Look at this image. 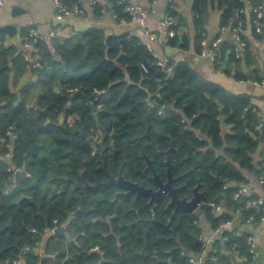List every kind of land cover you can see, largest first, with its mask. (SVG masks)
<instances>
[{
  "label": "trees",
  "instance_id": "1",
  "mask_svg": "<svg viewBox=\"0 0 264 264\" xmlns=\"http://www.w3.org/2000/svg\"><path fill=\"white\" fill-rule=\"evenodd\" d=\"M108 1L117 18H128L124 2ZM216 1L221 9L220 26L231 27L245 3ZM61 2L71 7L80 0ZM101 3L94 4L95 10ZM209 3L210 0H194V12L201 18ZM166 10L174 15L172 8ZM7 34H14V28H0V38ZM26 35L27 30L22 36ZM202 36L201 32L196 34L197 51ZM241 38L246 41L247 57L248 42L245 36ZM188 42L184 32L169 39V43L184 49ZM35 44L40 50V66L31 70L33 78L27 77L19 86L29 62L20 54L13 57L14 46L0 45V264H20V258L25 264H38L39 243L47 229L59 225L80 206H104L96 197L66 196L64 186L81 179L79 160L70 151L72 134L75 149L84 159V177L89 183L103 179V154L106 161L108 156H115L117 166L122 164L130 178L148 184L142 172L130 173L144 168L142 149L160 170L165 167L161 154L172 144L170 161L174 174L187 171L185 179L190 184L199 178L207 188L200 211L210 228L236 220L224 231L225 238L211 244L205 264H234L233 257L223 254L226 251L238 253L242 264H248L252 258L247 243L249 233L239 232L238 227L250 215L259 221L262 214L255 207H246L247 197L232 196L239 185L250 183L246 172L256 177L264 172V153L259 160L254 159L261 146V116L249 98L229 92L193 71L184 61L167 62L171 67L168 71L157 64V58L138 37H129L125 32L105 35L101 28L92 27L57 37L51 45L42 40ZM227 46L230 45L221 43L223 50ZM225 55L236 60L233 53ZM142 63L147 66L146 72ZM236 78L247 76L238 74ZM34 99L40 108L48 106L46 114L28 108ZM23 167L26 174L14 181L15 170ZM92 190L104 192L101 185ZM213 200L224 207L219 214L208 205ZM141 203H145L144 199L133 203V220L152 215L151 211L138 208ZM158 204L164 207L163 202ZM237 209L241 216L234 219ZM74 216L77 220L79 212ZM160 216L156 212L157 219L171 217L172 230L157 227L153 221L147 224L144 240L131 235L130 244L103 237L89 245V239L83 242V238H78L77 248H84L81 255L57 257L52 264H114L117 248L124 252L123 264H142L139 249H143L149 263L188 264L189 256L203 248L199 240L203 230L200 217L183 210ZM98 224L97 230L104 231ZM98 243L104 254L87 255V250ZM60 248L64 249L62 242ZM45 250L47 254L51 252L48 242ZM48 261L49 257L44 264Z\"/></svg>",
  "mask_w": 264,
  "mask_h": 264
},
{
  "label": "crops",
  "instance_id": "2",
  "mask_svg": "<svg viewBox=\"0 0 264 264\" xmlns=\"http://www.w3.org/2000/svg\"><path fill=\"white\" fill-rule=\"evenodd\" d=\"M0 9V28L12 27L14 34L4 35L0 38V45L14 46L13 57H23L26 49L23 46V32L27 28L35 29L42 35L53 32L54 36L45 43L51 45L55 38H63L92 27L101 28L105 35L127 33L129 37L136 36L145 46L148 40L144 30L134 23L122 24L114 17V9L108 0H102L100 8L95 10V6L88 0H80L82 12L73 14L65 19L54 18V0H3ZM134 1L139 6L148 11V30L156 34L157 38L152 42L154 54L157 60L161 61H184L193 71L213 81L229 92L237 93L249 98L250 102L258 109V114L264 117V85H255L252 80H264V21L260 32L253 31V15L248 11L237 12L236 18H241L243 23L244 36L250 50V54L230 60L225 57L217 64L210 56L201 54V46L204 41H211L220 34V14L221 9L216 0H210L202 16L194 12V0H128ZM264 4V0H256ZM125 4V3H124ZM170 7L174 10V15L178 20L179 28L188 37V47L181 48L178 44H172L164 40V32L159 27L163 19L164 12ZM200 19V20H199ZM199 21V22H198ZM202 33L198 44L200 50L196 48V34ZM236 36L230 28L223 31L224 45L231 47L235 44ZM221 42V43H222ZM146 48V47H145ZM147 49V48H146ZM158 64V63H157ZM26 73L19 81L21 85L27 77L33 78L31 73L36 66L29 63ZM245 75L247 79H237L236 75ZM18 86L16 88H18ZM264 153V141L261 142L254 153L257 161ZM250 177L247 184L254 192L263 194L264 186L260 183L259 176L250 172L245 173ZM242 185V184H241ZM226 187V186H225ZM200 225L202 229L209 231L210 223L201 214ZM236 220L227 228L235 225ZM238 231H246L251 234L256 241L258 264H264V220L244 222L238 227ZM39 251V248H38ZM233 257L234 264H242L243 259L238 253H229ZM233 264V263H232Z\"/></svg>",
  "mask_w": 264,
  "mask_h": 264
},
{
  "label": "flooded vegetation",
  "instance_id": "3",
  "mask_svg": "<svg viewBox=\"0 0 264 264\" xmlns=\"http://www.w3.org/2000/svg\"><path fill=\"white\" fill-rule=\"evenodd\" d=\"M161 157H163L162 163L165 165V167L160 170H157L155 168V170L161 182L165 183L168 178V169L165 163L166 155L162 152ZM143 159L146 166L145 158L143 157ZM101 160L103 162V179L101 181L96 178L94 183H89L87 179H85L84 173L83 176L80 175V171V182H78L77 180H73V185H67L64 186V188L67 189L66 196L78 198L83 197L84 199L88 197H96V201H103L104 206H101L100 208H97V205L96 208H85L80 206L78 210L71 211L63 222L52 228V234L47 241L49 250L51 251L49 252V264H52V262H54L57 257L64 256V258L67 259L71 255H81L84 248H77L79 246L78 238H83V242L85 239H89V245L96 239L102 240L103 237H105L104 239L108 241L124 240L128 244H130L133 240L131 239V235H133L136 240L143 241V233L145 234V232L147 231L148 223H152L153 221L157 222V227L161 226L162 228L167 230H172V228L174 227L171 217H167L165 220L157 219L155 217L156 212L157 216L161 217V214L165 215L168 212L173 215V213L177 210L186 211L182 207H176V204H169V201L171 200L169 190H164L161 196H159V198L157 200H154L152 203L149 202L151 198L150 195H137L136 192H129L128 194H126L127 190L119 183L121 182V180L119 181L120 176H122L125 180L137 182L145 188L157 190L159 188V183L154 178V173L151 169L142 168L136 171L132 170L130 172L132 174H139L140 172H142L145 175L144 177H146V180L150 182L148 184H145L140 183L133 178H130L128 171L122 168V164L117 166V160L115 156H108V161H106L105 156L101 154ZM153 162L154 161L152 159V163ZM171 175L173 178L179 176L178 180L172 179L171 182L173 188H177L175 189V192L178 195L179 199L186 198V200H190L194 196L197 197L198 201L196 209L193 212H186L195 213L196 210H201V206H199L198 203L205 198L207 188L204 187V184L200 182L199 178H196L194 182L190 184V180L185 179V177H187V171H182L178 174H174L172 167ZM109 180L111 183H107ZM85 182L87 184H85ZM95 183H97V185H95ZM99 185L102 186V191L104 192L100 193L92 190V188H95ZM87 190H89L90 192L88 191V193ZM141 199H144L145 203H141L142 206L140 205L138 206V208H141V210L144 209L147 211H151L152 215L151 217L138 216L135 218V220H133V218L130 217L133 212H136V209L133 211V203H138ZM159 202H163L164 207H160L158 204ZM147 205H149L150 207L148 209L144 208L147 207ZM168 208L171 209L168 210ZM77 212H79V218L77 217L78 219L76 220L74 215L77 214ZM123 214H126V216L122 217L121 215ZM201 214L202 213H200L198 216H200ZM54 221L56 220L54 219ZM98 223L103 226L104 231L97 230L99 226ZM76 224L77 226H75ZM56 228H62V230L53 232ZM118 231L124 233L118 234ZM139 235L141 236L139 237ZM61 242L64 246L63 250H61L60 248ZM70 247L73 248L72 251L70 250ZM86 253L87 255L94 256L103 255L104 248L100 243H98L95 244L94 247L89 248ZM116 253L118 254V259L112 260V263L123 264L125 258L124 252L121 248H117ZM137 253L142 256V264H144V258L146 259V255L144 254L143 249L137 250ZM155 262L149 263L147 261V263L149 264H154Z\"/></svg>",
  "mask_w": 264,
  "mask_h": 264
},
{
  "label": "built area",
  "instance_id": "4",
  "mask_svg": "<svg viewBox=\"0 0 264 264\" xmlns=\"http://www.w3.org/2000/svg\"><path fill=\"white\" fill-rule=\"evenodd\" d=\"M90 4L94 5L99 2H102V0H88ZM116 2L119 4L121 2H124V11L127 14L128 18L121 17L117 18L116 13H114V17L118 19V21L122 24H129L134 23L137 26L141 27L144 30V33L147 35L148 40L145 42V47L147 50H149L152 54H154V49L152 46V42L156 40L157 36L156 34L151 33L148 30V11L146 8H143L139 6L134 1H128V0H116ZM245 3L244 8H240L238 12H243L244 10H248L253 15V27L255 29V32H260L262 28V23L264 21V4L262 2L256 1V0H243ZM4 1L0 0V9L3 6ZM82 12V6H80V2L73 6H68L61 2V0H54V18L58 20L65 19L69 16H72L73 14H77ZM159 27L164 32V40L166 42H169V39L171 37H174L176 34L181 33L182 31L179 28L178 20L175 17V15L171 14L168 10L164 12L163 19L159 23ZM227 28H230L233 30L236 41L235 44L231 47H226L224 50L221 48V42L223 41V31H225ZM242 35L244 36L243 31V23L239 20V18L234 19V24L230 26H220V34L216 36L211 41L202 42V49L201 54L202 55H208L210 58L216 62L221 61L225 57L224 54H230L233 53L236 58H239L243 56L244 50L246 47V41L245 39H242ZM53 32H50L48 34L42 35L40 32H38L35 29L27 28V35L23 37V46L26 49L25 52H23V58L28 61L29 63L32 62V66L39 67L40 61H41V55L40 50L38 46H36L35 42L38 40H49L51 37H53ZM224 56V57H223ZM158 65L167 68L168 71L171 70V67L167 66V61H157ZM141 68L143 71H147V66L142 63ZM255 85H264V80H252L251 81ZM264 125V117H260V122L258 124V129H261V126ZM260 183L264 185V172L259 177ZM247 197L246 199V207H255L257 211L261 212L260 220H264V193H256L254 192L247 184H242L238 186V190L234 192L233 199H237L239 197ZM199 206H201L203 203L199 202ZM208 205L212 207L213 211L219 214L221 211H223L224 207L222 204L216 203L214 200L209 201ZM241 216V213L239 209L236 210L234 214V219L239 218ZM234 220H228L225 222H222L219 226L215 228H210L209 231L202 230L199 236V240H201L203 244V248L198 254H191L188 258V264H205V260L207 259V255L209 252V248L211 244L216 239H223L225 238L223 236V233L229 225L233 223ZM253 221V216L250 215L246 222ZM52 229V228H50ZM48 230V229H47ZM247 243L249 245V252L252 255V258L248 264H258V258H257V249H256V241L254 237L251 234H248L247 236ZM15 262V261H14Z\"/></svg>",
  "mask_w": 264,
  "mask_h": 264
},
{
  "label": "water",
  "instance_id": "5",
  "mask_svg": "<svg viewBox=\"0 0 264 264\" xmlns=\"http://www.w3.org/2000/svg\"><path fill=\"white\" fill-rule=\"evenodd\" d=\"M32 63V62H31ZM37 104V100L34 99L32 101V103L28 106V108H33L35 109L38 114H46L48 111V106H46L45 108H40L39 106L36 105ZM167 109V107L165 108V110ZM72 140V146H71V153L73 155H75V157L79 160V165L81 168V172L80 175L83 176L84 173V159H82L79 154L77 153L76 149H75V135L72 134L71 137ZM260 141L263 142L264 141V125L261 126L260 129ZM172 149V144H170V146L163 152L166 155V160L165 163L167 165V169H168V178L166 180L165 183H162L158 174L156 173L155 167L152 163V159L150 157H148V155L145 153L144 149H142V156L145 158L146 161V166L144 167L145 169H151L154 173V178L156 179V181L159 183V188L157 190H152L151 188H145L144 186L138 184L137 182L134 181H130V180H125L122 176L119 177V181L121 180V182H119L126 190V194H128L129 192H136L137 195L139 194H145V195H150L151 198L149 200L150 203H152L154 200H157L159 198V196H161V194L163 193L164 190H169L170 192V196H171V200L169 201V204H176V207H182L183 209H185L186 211H190L193 212L196 207H197V197H193L190 200H186V198H182L179 199L178 195L176 194V190L177 188H173V186L171 185L172 179L178 180V177L173 178L171 175V161H170V151ZM22 174H26L24 167L23 168H18L15 170V175H14V181L17 180V178H19ZM107 183H111L110 180ZM85 184H87L85 182ZM95 185H97V183H95ZM62 228H56L54 229L53 232H58L61 231ZM52 234V229H48L43 235H42V239L39 243V262L38 264H44V262L46 261V259L50 256L49 254L46 253V244L47 241L50 237V235ZM20 264H25L24 261L20 258L19 260ZM144 264H149L147 263L146 259L144 258ZM154 264H158V262L156 261Z\"/></svg>",
  "mask_w": 264,
  "mask_h": 264
},
{
  "label": "rangeland",
  "instance_id": "6",
  "mask_svg": "<svg viewBox=\"0 0 264 264\" xmlns=\"http://www.w3.org/2000/svg\"><path fill=\"white\" fill-rule=\"evenodd\" d=\"M164 151H165V150H164ZM61 185H62V184H61ZM200 213H201V211H200L199 209L195 211V214H196V215H199Z\"/></svg>",
  "mask_w": 264,
  "mask_h": 264
}]
</instances>
